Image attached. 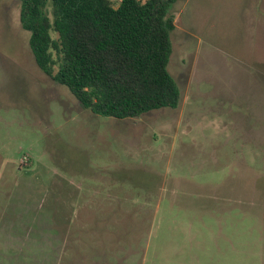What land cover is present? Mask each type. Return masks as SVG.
Instances as JSON below:
<instances>
[{
    "label": "rangeland",
    "instance_id": "obj_1",
    "mask_svg": "<svg viewBox=\"0 0 264 264\" xmlns=\"http://www.w3.org/2000/svg\"><path fill=\"white\" fill-rule=\"evenodd\" d=\"M169 13L180 103L117 120L38 69L0 0V264H264V0Z\"/></svg>",
    "mask_w": 264,
    "mask_h": 264
},
{
    "label": "trees",
    "instance_id": "obj_2",
    "mask_svg": "<svg viewBox=\"0 0 264 264\" xmlns=\"http://www.w3.org/2000/svg\"><path fill=\"white\" fill-rule=\"evenodd\" d=\"M175 1L18 0L19 22L38 69L81 107L136 119L181 100L167 70Z\"/></svg>",
    "mask_w": 264,
    "mask_h": 264
}]
</instances>
